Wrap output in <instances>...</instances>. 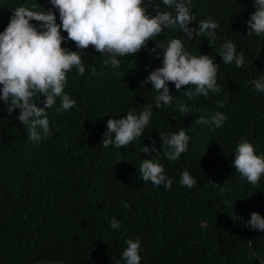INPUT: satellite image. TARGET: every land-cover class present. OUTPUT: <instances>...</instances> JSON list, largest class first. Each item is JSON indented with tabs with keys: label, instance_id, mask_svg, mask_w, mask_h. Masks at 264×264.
<instances>
[{
	"label": "trees",
	"instance_id": "1",
	"mask_svg": "<svg viewBox=\"0 0 264 264\" xmlns=\"http://www.w3.org/2000/svg\"><path fill=\"white\" fill-rule=\"evenodd\" d=\"M155 4L170 10L161 0ZM20 6L52 7L49 0H0V31ZM189 7L195 17L189 27L209 19L218 23L211 45L206 36L188 41L179 29L166 28L138 54L117 57V68L104 66L105 57L92 47L81 51L86 71L82 76L76 69L68 72L64 89L76 107L57 111L58 97L46 110L51 134L38 143L29 140L19 110L9 114L0 100V264H116L128 238L140 240L141 264H259L264 259V231L247 226L252 212L264 217V176L253 186L232 167L241 140L264 155V92L250 83L264 79V36L247 34L252 0H191ZM147 11L155 14L152 5ZM61 35L67 37L63 30ZM173 38L191 54L213 58L221 91L190 97L188 88L178 91L169 83L173 102L157 109V93L142 82L162 66L160 49L152 51L156 43ZM226 40L244 55L243 67L223 63L219 50ZM62 46L77 50L68 40ZM92 66L96 75L90 74ZM43 100L34 98L41 107ZM224 100V107H217ZM146 105L152 106V116L141 137L127 148L102 145L109 118L119 119L130 108L138 114ZM215 112L227 117L222 127L211 130L212 125L195 122ZM181 129L189 137L187 151L168 161L159 135ZM153 141L157 153L141 151ZM151 158L164 166L171 190L142 180V159ZM183 170L195 178V187L180 184ZM113 217L120 228L110 227Z\"/></svg>",
	"mask_w": 264,
	"mask_h": 264
},
{
	"label": "clouds",
	"instance_id": "2",
	"mask_svg": "<svg viewBox=\"0 0 264 264\" xmlns=\"http://www.w3.org/2000/svg\"><path fill=\"white\" fill-rule=\"evenodd\" d=\"M49 3L52 7L42 11L23 6L15 8L6 27L0 31V100L7 106L9 114L19 110L18 120L27 128L28 138L34 143L51 134L46 110L56 104L58 97L57 111L65 112L76 107V101L64 89L68 72L76 69L77 76H82L86 71L81 51L92 47L105 57L104 66L117 68L121 64L117 57L138 54L148 41L154 40L166 28L179 29L188 41L194 35L206 36L209 45L217 39L215 30L219 25L211 19L189 27L195 20L190 12L191 0H161L164 9H170L163 11L160 4L153 5V0H49ZM252 3L254 10L247 21V34L264 36V0H252ZM147 5L153 6L154 15L148 13ZM53 9L59 14V24ZM61 30L67 33V37L61 35ZM66 40L73 42L77 50L63 47ZM156 49L162 53V66L150 71L142 83H150L151 89L157 93L154 97L157 109L173 102L169 83L178 91L182 87L188 88L185 95L190 97H208L209 92L221 91L216 81L218 65L210 55L191 54L179 38L167 41L166 45L156 43L152 51ZM219 56L224 64L234 62L237 68L245 64L244 55L236 52L235 44L230 40L221 45ZM90 74L96 75L94 66ZM250 83L257 92H264V79H253ZM37 96L44 97L42 107L34 102ZM216 103L217 107L223 108L226 100ZM184 111L182 106L181 112ZM151 116L152 106L146 105L138 114L130 108L119 119L109 118L102 145L105 148L110 145L127 148L141 137ZM226 119L224 113L215 112L208 118L201 115L195 122L212 125L211 130H215L222 127ZM159 136L168 161H176L187 151L189 137L183 129ZM141 151L145 154L158 152L154 141L142 145ZM232 167L255 186L264 176V155L256 154L251 143L241 140L236 146ZM139 171L144 182L150 181L154 186L171 190L173 181L165 174L159 160L142 159ZM179 177L182 186L195 187L196 180L188 170L181 171ZM123 207L129 208L130 205L124 203ZM120 226L113 217L110 227L118 229ZM247 226L264 231V217L252 212ZM124 243L126 247L116 264H121V260L124 264H141L140 240L128 238ZM259 264H264V259L259 260Z\"/></svg>",
	"mask_w": 264,
	"mask_h": 264
},
{
	"label": "rangeland",
	"instance_id": "3",
	"mask_svg": "<svg viewBox=\"0 0 264 264\" xmlns=\"http://www.w3.org/2000/svg\"><path fill=\"white\" fill-rule=\"evenodd\" d=\"M37 264H62L60 262H39Z\"/></svg>",
	"mask_w": 264,
	"mask_h": 264
}]
</instances>
